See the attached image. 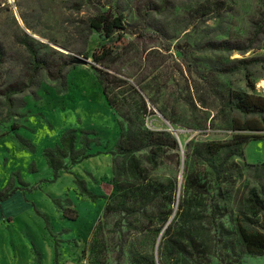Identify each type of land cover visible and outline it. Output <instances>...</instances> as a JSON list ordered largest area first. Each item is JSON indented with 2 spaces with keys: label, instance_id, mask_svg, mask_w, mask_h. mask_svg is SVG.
Here are the masks:
<instances>
[{
  "label": "rangeland",
  "instance_id": "rangeland-1",
  "mask_svg": "<svg viewBox=\"0 0 264 264\" xmlns=\"http://www.w3.org/2000/svg\"><path fill=\"white\" fill-rule=\"evenodd\" d=\"M99 12L123 16L129 25L147 33L144 39L128 36L131 45L116 65L120 70L118 75L133 85L137 80L143 82L149 105L150 99L156 103L151 107L155 114L146 118L149 129L168 127L159 109L166 110L177 123L179 157L170 152L157 168L151 169L160 182H179V192L173 196L171 207L169 202L162 201L156 205L155 213H159L163 205L164 210L171 208L172 221L179 212L189 143L230 142L236 136L257 140L264 136V132L236 130L238 125L255 123L258 118L245 115L230 104L234 93L256 95V84L264 80V27L252 50L232 51L218 46L222 42L245 46L253 33V23L264 13V0H0L3 53L0 125L5 132L20 134L36 148L33 153L14 136L6 139L0 144V156L2 158L6 151L10 153L8 169L19 172L21 178L52 180L54 173L44 157L46 149L58 146L69 130H76L79 138L89 134L94 140L91 153L96 157L74 166L69 172H62L56 183H43L44 193L51 197V208L55 197L63 208L68 207L70 200L71 208L79 213L75 222L65 219L62 213L59 216L57 209V217L50 218V234L64 249L59 264H91L87 251L113 194L112 152L120 139L121 127L120 118L98 83L92 57L95 50L106 43L103 35L88 30L90 19ZM157 28H162L164 33ZM25 40L47 63L46 68H36ZM78 58L91 63L79 65L75 63ZM251 59L261 62L246 71H232L237 61ZM60 76L65 78L63 89L61 80L57 81ZM77 148H82L80 142ZM145 156L142 154L140 159L144 161ZM32 164L36 165V174L30 173ZM4 167L1 159L0 178ZM196 167L199 169L200 164ZM233 168L232 182L225 178L218 181L209 169L202 175L212 183L209 202L214 206L219 204L223 210L229 209L226 217L218 219L224 236L211 264H264V255L247 253L236 222L242 209L239 198L253 188L264 187L263 166L249 167L241 159H235ZM76 178L84 179L91 192L105 199L91 201L81 196ZM19 186L29 190V186ZM219 188L234 190L231 205L225 206L214 198ZM119 220V217L104 220L106 230L110 231L107 235L109 264H117L114 245L121 238L115 226ZM62 221L72 230H67ZM148 224L147 220L136 223L139 227ZM36 226L42 233L41 227ZM255 227L264 231L263 221ZM124 233L127 245L120 264H133L130 254L133 232L125 227ZM139 242L150 248L148 239L141 237Z\"/></svg>",
  "mask_w": 264,
  "mask_h": 264
},
{
  "label": "trees",
  "instance_id": "trees-1",
  "mask_svg": "<svg viewBox=\"0 0 264 264\" xmlns=\"http://www.w3.org/2000/svg\"><path fill=\"white\" fill-rule=\"evenodd\" d=\"M263 27L264 13L253 23V33L245 46L235 47L228 42H222L218 46L232 51L252 50L258 42L260 30ZM88 30L90 33L96 31L106 39V43L97 48L92 57L98 83L107 102L120 118L121 127L120 139L112 152L114 157L113 194L105 209L103 221L97 225L87 251L90 253L91 264H109L110 241L107 235L110 231L106 230L107 224L104 220L111 217L120 218L115 224L121 237L114 245L117 264H120L125 256L127 245L125 227L133 232L130 251L133 264H211L218 254L217 251L224 236L223 227L218 219L226 217L229 209L223 210L219 204L214 206L209 202L208 198L212 195V183L208 178H202V175L209 169L216 175L218 181L225 178L226 181L232 182L235 176L233 168L235 159H241L249 167L263 166L264 171V164L250 165L244 159L245 147L253 137L236 136L230 142L189 143L181 185L179 212L172 221L171 208L168 211L164 210L163 205L161 211L155 213L156 205L162 201L169 202L170 207L174 204L173 196L179 192V182H160L153 175L151 168H157L164 155L170 152L179 157L181 144L169 131V127L154 130L148 128L146 118L152 113L151 107L156 106V103L150 99L151 106L149 105L145 97V95L148 96L146 88L142 86L143 82L137 80L133 85L122 80L118 75L120 70L116 67L121 60V54L126 53L130 48L128 36L144 39L147 33L129 25L123 16H117L111 12L97 13L90 19ZM157 31L164 33L162 28H157ZM24 44L36 61V68H46L47 63L40 59L34 46L27 40ZM259 62H261L259 59L237 61L232 71H246ZM2 64L3 53L0 48V66ZM59 80H61L60 87L63 89L66 85L64 76H60L57 81ZM230 104L233 109L258 118L255 123L238 125L236 130L264 132V98L255 94L234 93ZM158 111L174 129L177 128L176 121L166 110ZM88 135L85 134L79 138L76 130H69L62 136L58 146L44 151L45 160L53 171L54 177L43 183H56L62 172H69L74 166L97 156L91 153L94 140ZM15 138L24 148L33 153L36 152L31 141L20 134H16ZM258 138L261 139L264 136ZM79 142L82 145L81 149L77 148ZM144 153L146 156L143 161L140 156ZM196 164H200L199 169ZM37 172L36 165L32 164L30 173ZM16 181L21 185L29 186L22 181L19 172L15 173L11 183L0 192V203L8 200L19 189L15 187ZM75 183L81 196L91 201L105 199L104 196L91 192L84 179L76 178ZM218 190L219 194L214 198L223 202L225 206L231 205L234 201V190L228 188ZM236 198L238 199V193ZM239 199L242 209L236 219L238 233L249 255L262 256L264 255V231L255 226L261 221L264 224V187L253 188ZM53 203L65 219L74 222L79 219V213L71 208L70 200L67 201V208L61 206L59 199L53 200ZM38 215L45 220L50 232V219L40 212ZM141 220H147L149 224L139 227L136 223H140ZM141 237L148 239L150 248L149 245L145 246L139 242ZM60 256L59 245L56 244V264H59Z\"/></svg>",
  "mask_w": 264,
  "mask_h": 264
},
{
  "label": "crops",
  "instance_id": "crops-1",
  "mask_svg": "<svg viewBox=\"0 0 264 264\" xmlns=\"http://www.w3.org/2000/svg\"><path fill=\"white\" fill-rule=\"evenodd\" d=\"M5 131L0 125V144L12 136L15 137L13 133ZM1 159L5 167L4 175L0 178V192L7 188L13 175L17 173L14 169H8L10 164L8 151L2 158L0 156ZM244 159L250 165L264 164V138L252 140L246 145ZM22 181L29 185V190H23L17 182L15 187L19 189L16 193L0 203V264H56V242L38 212L53 220L57 217V212L58 215L60 212L53 203L51 208V197L44 193L43 181H33L25 177H22ZM43 206L48 207V210ZM63 224L67 230H72L65 222ZM36 225L41 227L42 233ZM62 251L64 252V249L59 247L61 256Z\"/></svg>",
  "mask_w": 264,
  "mask_h": 264
},
{
  "label": "water",
  "instance_id": "water-1",
  "mask_svg": "<svg viewBox=\"0 0 264 264\" xmlns=\"http://www.w3.org/2000/svg\"><path fill=\"white\" fill-rule=\"evenodd\" d=\"M75 63H77L79 65H87V64H90L91 62H89L88 60H86L84 58H78V60L75 61ZM160 116L167 123V125L169 127V131H171L175 135V133H176L175 129L171 126V124L169 122H167V120L162 115H160ZM177 138L180 141L179 137H177ZM182 178H183V176H182Z\"/></svg>",
  "mask_w": 264,
  "mask_h": 264
},
{
  "label": "built area",
  "instance_id": "built-area-1",
  "mask_svg": "<svg viewBox=\"0 0 264 264\" xmlns=\"http://www.w3.org/2000/svg\"><path fill=\"white\" fill-rule=\"evenodd\" d=\"M256 95L264 98V80L258 82L255 87Z\"/></svg>",
  "mask_w": 264,
  "mask_h": 264
},
{
  "label": "bare ground",
  "instance_id": "bare-ground-1",
  "mask_svg": "<svg viewBox=\"0 0 264 264\" xmlns=\"http://www.w3.org/2000/svg\"><path fill=\"white\" fill-rule=\"evenodd\" d=\"M175 131H176V134H178L179 131L177 129Z\"/></svg>",
  "mask_w": 264,
  "mask_h": 264
}]
</instances>
